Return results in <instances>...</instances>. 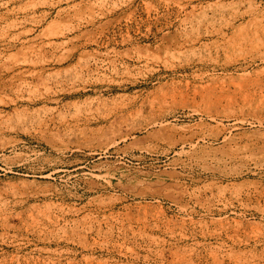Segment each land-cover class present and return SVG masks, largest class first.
Returning a JSON list of instances; mask_svg holds the SVG:
<instances>
[{
	"label": "rangeland",
	"instance_id": "1",
	"mask_svg": "<svg viewBox=\"0 0 264 264\" xmlns=\"http://www.w3.org/2000/svg\"><path fill=\"white\" fill-rule=\"evenodd\" d=\"M0 264H264V0H0Z\"/></svg>",
	"mask_w": 264,
	"mask_h": 264
},
{
	"label": "bare ground",
	"instance_id": "2",
	"mask_svg": "<svg viewBox=\"0 0 264 264\" xmlns=\"http://www.w3.org/2000/svg\"><path fill=\"white\" fill-rule=\"evenodd\" d=\"M110 175H112V176H113L114 174H113V173H111Z\"/></svg>",
	"mask_w": 264,
	"mask_h": 264
}]
</instances>
